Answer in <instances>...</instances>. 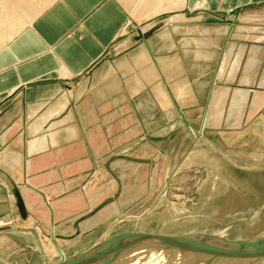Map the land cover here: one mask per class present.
<instances>
[{
  "label": "rangeland",
  "instance_id": "rangeland-1",
  "mask_svg": "<svg viewBox=\"0 0 264 264\" xmlns=\"http://www.w3.org/2000/svg\"><path fill=\"white\" fill-rule=\"evenodd\" d=\"M123 30L84 78L60 80L83 81L85 89L40 84L44 107L66 96L75 112L60 126L82 129L61 152L54 145L26 154L28 170L23 159L10 165L6 157L24 151V121L11 100L0 105V131L14 124L0 148V264H56L136 230L229 239L264 233V4L213 19L210 56H182L184 70L173 77L185 83L178 92L165 89L163 105H147L144 118L137 102L152 91L131 90L113 54L123 47ZM115 77L121 85L108 99ZM97 93L104 99L97 102ZM22 188L24 215L15 194ZM168 255L174 264L176 257L177 264L202 263L185 249L150 256L160 262ZM141 259L126 264L156 263ZM222 262L264 264L241 255Z\"/></svg>",
  "mask_w": 264,
  "mask_h": 264
},
{
  "label": "crops",
  "instance_id": "crops-1",
  "mask_svg": "<svg viewBox=\"0 0 264 264\" xmlns=\"http://www.w3.org/2000/svg\"><path fill=\"white\" fill-rule=\"evenodd\" d=\"M0 4V105L11 100L18 106L16 115L24 121V153L12 151L5 161L17 166L23 159L28 170L31 161L25 160L26 154L40 153L54 145L60 150L82 131L80 127L60 126L72 120L75 112H69L66 96L44 107L43 98H36L40 84L58 80L63 89H85L83 81L71 86L60 80L84 78L124 27L123 47L113 54L131 90L149 86L152 91L137 102L144 118L147 105H163L165 89L178 92L185 83V79L173 77L184 70L182 56H210L213 19L222 13L237 17L242 9L256 8L264 0H172L173 7H164L159 0H0ZM117 79L107 87L108 99L121 85ZM101 98L104 95L95 94L97 102ZM89 113L87 110L86 115ZM6 118L12 122L15 115ZM13 126L0 131V148ZM19 195L25 202L26 189L22 188Z\"/></svg>",
  "mask_w": 264,
  "mask_h": 264
},
{
  "label": "water",
  "instance_id": "water-1",
  "mask_svg": "<svg viewBox=\"0 0 264 264\" xmlns=\"http://www.w3.org/2000/svg\"><path fill=\"white\" fill-rule=\"evenodd\" d=\"M15 194L18 210L23 214L22 199L19 193ZM168 248L190 250L206 259L205 264H222L231 255H241L248 263L264 262V233L248 239H229L215 233L160 234L136 230L114 235L83 254L56 264H125L135 256H146L152 249Z\"/></svg>",
  "mask_w": 264,
  "mask_h": 264
},
{
  "label": "bare ground",
  "instance_id": "bare-ground-1",
  "mask_svg": "<svg viewBox=\"0 0 264 264\" xmlns=\"http://www.w3.org/2000/svg\"><path fill=\"white\" fill-rule=\"evenodd\" d=\"M171 1L172 0H159V3L161 4L162 3V6H168V7H173L172 6V4H171ZM174 2H177V0H173ZM185 4V3H184ZM170 5V6H169ZM1 4H0V10H1ZM5 10V9H4ZM163 10V9H162ZM0 14H1V12H0ZM24 21V20H23ZM28 21V20H27ZM25 22V21H24ZM21 26V25H20ZM16 28H18V27H16ZM6 30V29H5ZM4 36V35H3ZM6 36V35H5ZM156 250L157 249H152L151 251H149L150 253H148L146 256H135V257H133V258H131L130 260H132V259H136V258H142L141 259V261L143 260V261H149V262H153L154 260H156V263H154V264H168L169 262L171 263L172 261L171 260H175V258H174V255L172 256H169V257H167V256H165V257H167L166 259H163V260H161L160 262H157L160 258H161V256L158 258V260H157V256H156V258L154 259V257H152V256H150L151 254H155L156 253ZM161 251V250H160ZM163 251H166V252H176L177 253V251H179L178 249H173V248H168V249H166V250H162V252ZM157 255V254H156ZM164 257V258H165ZM176 257V256H175ZM130 260H128V261H130ZM178 260H180L178 257H176V261H175V263L177 264L178 263ZM201 260H202V263L200 262V264H205L206 263V259H203V258H201ZM62 261H66V260H62ZM61 261V262H62ZM127 261V262H128ZM181 261V260H180ZM184 261H186L185 259H183V261L182 262H184ZM126 262V263H127ZM125 263V264H126ZM173 263V262H172ZM185 263V262H184ZM184 263H182V264H184ZM151 264V263H150ZM174 264V263H173Z\"/></svg>",
  "mask_w": 264,
  "mask_h": 264
}]
</instances>
